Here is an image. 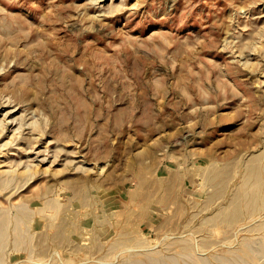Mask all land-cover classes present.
Listing matches in <instances>:
<instances>
[{
	"label": "rangeland",
	"instance_id": "rangeland-1",
	"mask_svg": "<svg viewBox=\"0 0 264 264\" xmlns=\"http://www.w3.org/2000/svg\"><path fill=\"white\" fill-rule=\"evenodd\" d=\"M29 166L0 264H264V0H0V175Z\"/></svg>",
	"mask_w": 264,
	"mask_h": 264
},
{
	"label": "bare ground",
	"instance_id": "bare-ground-1",
	"mask_svg": "<svg viewBox=\"0 0 264 264\" xmlns=\"http://www.w3.org/2000/svg\"><path fill=\"white\" fill-rule=\"evenodd\" d=\"M96 1V0H95ZM92 2H93V0H92ZM4 129V128H3ZM5 130V129H4ZM23 139V138H22ZM26 150H27V148H26ZM31 150V149H30ZM28 166V165H27ZM1 174V173H0ZM37 174V171L36 170H33L30 166L29 167H27V169H25V171H22V172H20V171H18L17 173H12L11 175H7V177H2L1 175H0V192H2V191H4V190H6L7 188H9L11 185H13L14 183H17V182H19V181H22V180H25V183L24 184H27V183H29L33 178H34V176ZM206 181V180H205ZM16 187H17V184H16ZM20 187V186H19ZM251 199V198H250ZM11 201V200H10ZM255 203H256V201H254ZM255 203H254V206H255ZM247 205H249V203H247ZM254 206H252V205H250V209L251 210H255V207ZM259 209V208H258ZM239 211V210H238ZM238 211L236 212L237 214H235V216L236 215H238V214H240V211H239V213H238ZM256 211V210H255ZM255 211H254V214H255ZM3 213V212H2ZM1 213V214H2ZM242 215V214H241ZM250 215H252V213H250ZM239 217V216H238ZM235 218H237V217H234V219ZM9 223V222H8ZM15 226V225H14ZM8 227H9V225H8ZM3 229H5V220L4 219H2L1 218V216H0V236H1V234H3ZM255 229V228H254ZM257 230V229H256ZM30 231V230H29ZM253 232V231H252ZM244 240H246V239H244ZM26 242V241H25ZM260 245H262V244H259V246ZM189 247V246H188ZM262 247H263V245H262ZM261 247V248H262ZM190 248V247H189ZM188 249V248H187ZM185 249L186 251H184V252H187V251H189L190 249ZM262 251H261V253L260 254H263L264 253V247L261 249ZM3 251H5V249L3 250ZM228 252H229V250H228ZM242 252H243V254H244V257H240V256H238V257H240L239 259H237V260H230L229 258H226V257H223V258H217V259H220V264H247V262H249V260H251L252 261V259H254V255H257L258 253H259V251L257 252V250H256V248L255 247H252V244H248V243H246L245 244V246L243 247V249H242ZM197 254V253H196ZM181 255V254H180ZM179 255V256H180ZM190 255H192V254H190ZM189 255V256H190ZM259 255V254H258ZM182 257H185V256H183V255H181ZM188 256V257H189ZM194 257H195V255H193ZM192 256V257H193ZM198 256V255H197ZM129 257V256H128ZM188 257H186L187 259H188ZM193 257V258H194ZM257 257V256H256ZM174 257L172 256V257H170L169 258V261H171L173 264H174V262H175V260L177 261V259L175 258V260H172ZM193 258H191V257H189V261H193L194 259ZM246 258L248 259V260H246ZM171 259V260H170ZM198 259H202L203 260V258H198ZM150 260V262H151V264H167V262H165L164 260H165V258H163L162 259V257L161 258H151V259H149ZM201 260V261H202ZM197 261H199V260H197ZM217 261V260H216ZM128 262H129V259H128ZM170 262V263H171ZM178 262V261H177ZM175 263V264H179V263ZM203 262V261H202ZM205 262V264L206 263H208V262H206V261H204ZM218 262V261H217ZM171 263V264H172ZM184 263V262H183ZM195 264H200L199 262H197L196 263V260H195V262H194ZM253 263V262H252ZM131 264H144V263H142V262H139V261H133ZM202 264H204V263H202ZM254 264V263H253Z\"/></svg>",
	"mask_w": 264,
	"mask_h": 264
}]
</instances>
